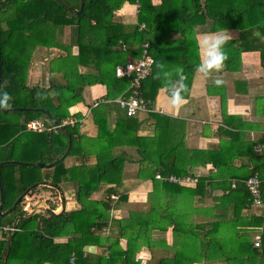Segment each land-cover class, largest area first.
I'll return each mask as SVG.
<instances>
[{
  "label": "trees",
  "instance_id": "16d2710c",
  "mask_svg": "<svg viewBox=\"0 0 264 264\" xmlns=\"http://www.w3.org/2000/svg\"><path fill=\"white\" fill-rule=\"evenodd\" d=\"M125 4L139 5L138 25L145 24L146 30L140 31L138 25L117 20V13ZM81 8L82 0H10L0 6V90L10 96L7 104L0 106V165L5 163L0 168L2 213L11 210L19 197L43 181L58 189L65 181L73 182L77 202L81 205L76 212L49 214V217L34 215L20 221L6 264L87 262L83 258L85 243H92L89 237L100 240L96 232L108 223L113 203L111 194L116 193L115 188L107 189L103 185L118 187L123 180L126 159L121 154L116 156V147L135 150L141 180H152L154 189L148 197L149 210L136 214L139 218L148 217L141 222L144 223L140 229L142 235L129 237L126 251L115 248L118 241L112 244L109 259L99 257L97 264L106 261V264H139L135 261L136 253L143 246L147 244L154 251L160 245L146 242L143 238L146 234L151 235L156 229L164 231L161 225L165 218L176 225L179 222H175V217L185 221L190 216L181 215L178 210L169 211L165 204L161 206L165 202L164 192L176 193L179 198L190 196L192 201L198 198L204 203L217 187L222 188L223 195L216 198L214 207L201 212L210 222L200 226L205 231L203 237H199L200 243L191 242L192 229H181L187 235V243H177L174 238L168 248H177L176 253L158 259L153 252L151 264H264V205L255 209L245 183L255 174L260 176L264 204V151L255 150L263 143L264 133L259 140L251 141L255 134L250 130L255 129V124L239 116H228L224 99L222 110L226 127L219 126L217 133L226 139L216 149H188L186 122L157 113L149 114L146 119L152 120V131H143L145 120L128 117L125 110L118 115L116 127L111 129L106 111L109 106L100 102L92 108L98 130L93 146L99 148L94 165L66 168L60 151L55 150L57 145L65 150V156H77L78 146L85 138L80 134L79 121L83 116L71 115L70 109L84 102L86 87L105 85L109 99L125 91L130 81L117 78L116 67L127 63L130 56L141 58L146 43L150 44L154 69L143 83L142 96L151 107L159 90L166 89L165 71L176 73L174 78H167L174 83L179 79L176 70L182 69L185 85L182 94L185 99L189 98L196 65L200 62L196 44L198 27L208 25L205 32H240L238 39L228 40L225 45L227 59L223 67L226 72L237 73L242 55L251 52L260 53L264 68V0H162L160 6H154L152 0H84L79 14ZM257 32L259 36L254 34ZM171 34H175V38ZM74 48H77L75 55L72 54ZM51 49L65 51L67 55L50 61L48 86L30 84L29 70L34 56L40 50ZM92 66L93 72H80V67ZM208 93L213 95L211 87ZM114 107L120 109L117 104ZM72 117L77 119L72 120L74 124L68 123L57 131L52 129L71 121ZM34 120H42L47 130L29 131L27 124ZM241 159L248 162L236 167L235 160ZM37 163L45 166L38 167ZM208 164L213 165L215 173L209 177L194 174L196 167ZM157 174L164 178L196 177L199 181L195 188H186L158 180ZM233 180L235 189H232ZM37 190L35 187L32 193ZM98 190L106 191L109 198L92 201V194ZM24 202L10 213L15 215L6 223H2L4 218L0 217V230L6 224L12 228L17 217L27 214L23 210L26 206H21ZM71 224L76 231L84 228L82 242L56 243L57 235ZM9 232L6 239L0 241V264L12 234ZM258 235L262 236L261 248L255 247L253 241ZM72 256L76 258L75 263L70 262Z\"/></svg>",
  "mask_w": 264,
  "mask_h": 264
},
{
  "label": "crops",
  "instance_id": "0c3cea01",
  "mask_svg": "<svg viewBox=\"0 0 264 264\" xmlns=\"http://www.w3.org/2000/svg\"><path fill=\"white\" fill-rule=\"evenodd\" d=\"M152 4L154 6H160L162 0H152ZM138 14L139 5L125 4V6L117 13L116 17L117 20H121L124 24L129 23L137 26ZM136 19L137 23H135ZM138 26L140 27V31L146 30L145 24ZM142 26H145V28L142 29ZM206 26L197 28L198 32L196 37H198V34L200 33H206L204 30ZM227 31L230 34L229 40L238 39L240 36L238 30ZM171 36L174 37L175 34H171ZM73 50L77 51V48H74ZM55 51H59V49L40 50L37 54H41L43 56L41 58L44 59L45 62H50L56 58L54 55ZM37 54L34 57H36ZM241 62V67L237 73L233 74L226 72L224 67L218 71L211 72L207 77L196 72L190 96L188 99H185L186 102L179 110L173 109L170 106L166 89L159 91L156 102L153 106L156 111L154 113L166 115L186 122L185 142L188 149H216L220 146L221 141L226 139L225 137L219 136L217 133L219 126L226 127L223 124V99L226 102L225 110L228 116H239L244 121L255 124V129L250 130V133L255 134L252 139L250 138L251 141L259 140L260 136L264 133V68L261 63L260 53H244ZM39 64L40 61L38 63L36 62V65ZM92 70L93 69L90 70V68L87 67H80V72L82 73H91L93 72ZM45 79L49 81L50 76H42L40 81H32V83L44 84ZM217 79L223 81V83L217 85L215 83ZM48 85L49 83H47V86ZM210 87L213 95L208 93ZM126 90L116 93L113 98L109 99L108 89L105 85L97 84L85 88L83 94L84 102L79 103L70 109L71 115L74 116L75 114H80L83 116V119H81L79 123L80 134L85 138L78 146L77 156H65L63 154L65 152L64 149L57 145L55 147L56 151H60V155L64 160L63 163L66 168H72L84 164L88 166L92 164L94 165L96 162V153L99 148L97 145L93 146V140L97 137L98 130L93 120L92 108L96 107V104L102 101L107 102L105 105L109 106L106 109L109 127L114 129L116 127L118 115L124 113V111L121 108H115V103H112L111 101L123 96ZM187 108H189L190 111L186 112ZM138 117L145 120V123L142 126L143 131H147V129L152 131V120H146L147 118L149 119V114L143 113ZM72 120L77 119L76 117H72L71 121ZM70 147L71 145L69 148ZM122 151H125L124 154H122ZM114 153L116 156L121 154L123 158L126 159L123 180L118 187H115L114 185H103L107 189H116V193L111 194V197L115 196L117 197V200L112 199V210L110 212L108 223H106L103 230L96 232V237H100V240H95L94 238L92 239L89 237V241L92 243H85V254L83 256V258L87 260L85 264H97L99 257L109 259L111 252L110 246H112V244L115 245L117 241L119 244L115 248L126 251L129 243L128 238L131 237L130 239H134L137 235L141 236L142 233L140 232V229L143 228L142 224H144L141 222H144L146 219L148 220L147 215H142L139 218L136 214L138 212L146 213L149 210L150 206L148 199L147 201H144L143 195L147 192L146 188L148 186L149 190L147 196L149 197L150 193H152L154 189L153 181L150 179L141 180L142 176L139 173V156L134 149L116 147ZM86 154H89L87 155L88 157L85 156ZM247 162V159L235 160V165L236 167H240ZM46 167H50V165H47ZM215 171L213 165L208 164L206 167H196L194 169V174L199 177H209L212 173H215ZM233 182L234 180L232 183ZM42 183L44 184H37V191L33 193L31 191L28 197H26V200L29 203L27 204L28 206H24L25 208L23 209L27 212V214L24 215L25 217L30 214H32V216L43 215L49 217V214H51L47 212L49 209L57 215L61 212L71 213L81 209V205L77 202L75 194L76 187L73 182L65 181L61 185V189L52 187L51 185L53 184L50 182L43 181ZM143 185H145V187ZM61 194H63L64 197V205L61 201ZM226 194H228V192H226ZM164 195L165 202H162L161 206L165 204L169 211L178 210L179 214H189L190 216L185 221H180L181 218L178 219L175 217V222H179L176 223V225L174 223L170 224V220L165 218L164 223L161 225V227L164 228V231L156 229L151 232V235L146 234L143 237L146 242H150L151 244L157 243L160 245L156 246L154 251H151L147 244L146 246H143L139 252L136 253L135 261L139 262V264H151V261H154L153 252H155V257L158 259L163 256H168V254L173 256L178 249H169L168 247L172 245L174 238L178 241L177 243H187L185 241L187 235H185L181 229H192L191 242L194 244L197 242L200 243L199 237H203L205 233V231L200 229V226L206 225V223L208 224L210 222V218L205 217L201 212L214 207L217 203L216 198L218 199L222 197L223 190L222 188L217 187L213 195L211 197L208 196L204 203L200 202L198 198L192 201L190 196L179 198L176 193L173 194L172 192L166 191L164 192ZM106 198H109L106 191L98 190L92 194L90 199L92 201H101ZM180 203H182L183 206H181ZM54 208L56 210H54ZM13 210L15 209L12 208L11 210L2 213L3 215L1 217L4 218V222L9 221V217L15 215L13 213L10 214ZM19 217L15 219L14 223ZM8 227L9 225L6 224L0 230V241H4L10 233L6 230ZM177 228L178 230H175ZM76 229L77 228H75L74 225H69V227L64 230V233L57 235L55 242L66 245L69 241L75 240L77 244H80V242H82L81 236L83 235L84 228L81 227L78 231H76ZM206 230H209V228ZM76 238L79 239L76 240ZM88 248L91 250H87ZM118 254V251H115V255L118 256ZM70 259L72 258L70 257ZM106 263L108 262L106 261Z\"/></svg>",
  "mask_w": 264,
  "mask_h": 264
},
{
  "label": "built area",
  "instance_id": "2783aa9c",
  "mask_svg": "<svg viewBox=\"0 0 264 264\" xmlns=\"http://www.w3.org/2000/svg\"><path fill=\"white\" fill-rule=\"evenodd\" d=\"M145 26H142V29H144ZM150 44L146 43L142 48V56L138 59H130L125 64H120L116 67L115 74L117 78H126L130 81V85L128 89L126 90L125 94L121 97H118L114 100H112V103H115L119 105V107L126 111V114L128 117H138L140 114H152L155 111V109L148 105L147 101L142 96V89H143V83L146 81L153 72L154 67V58L149 52ZM124 50L126 49L123 47ZM118 69L120 70L118 72ZM104 104L107 103L105 101H102ZM98 104H96L97 106ZM74 124V121H65L62 125H57L54 128H52L54 131H57L58 129H61L67 124ZM27 129L29 131L33 132H44L47 130L46 126L44 125V122L42 120H34L27 124ZM48 131H51L49 129ZM255 150L257 152H263L264 151V139L263 143L258 144L255 147ZM156 178L158 180H163L167 183H172L179 185L181 187H195L198 184V178H192V177H176V176H170V177H162L160 174L156 175ZM246 188L248 189V192L250 193L251 202L253 206L257 208L263 207V200H262V184L263 180L260 178L258 174H255L251 176L246 182ZM236 188V182H233L232 189ZM111 199L117 200V197L112 196ZM7 231H13V227H8L6 229ZM254 245L257 248H261L262 245V236L258 235L255 238ZM72 263H75V256L71 259Z\"/></svg>",
  "mask_w": 264,
  "mask_h": 264
},
{
  "label": "clouds",
  "instance_id": "9594fccd",
  "mask_svg": "<svg viewBox=\"0 0 264 264\" xmlns=\"http://www.w3.org/2000/svg\"><path fill=\"white\" fill-rule=\"evenodd\" d=\"M254 34L257 36L260 35L258 32ZM229 37L230 34L227 30L198 34V37H196L198 55L200 57V62L196 65V71L198 73L207 77L211 72L218 71L224 66V62L227 59L225 45ZM176 72L179 79L174 83L169 82L167 79L170 76L169 72L165 71L163 76L165 77L164 87L167 90L169 104L173 109L179 110L186 102L182 94L185 85L183 83L184 77L181 75L182 69L178 68ZM215 83L220 85L223 81L217 79ZM9 99V94L6 91L0 90V106L6 105Z\"/></svg>",
  "mask_w": 264,
  "mask_h": 264
},
{
  "label": "rangeland",
  "instance_id": "374dc122",
  "mask_svg": "<svg viewBox=\"0 0 264 264\" xmlns=\"http://www.w3.org/2000/svg\"><path fill=\"white\" fill-rule=\"evenodd\" d=\"M135 23H137V19H136V21H135ZM175 38V37H174ZM176 40V39H175ZM67 41H68V34H67ZM125 51V50H124ZM76 50L74 51H72V54L73 55H75L76 54ZM47 54V53H46ZM54 55H55V57L57 58V57H61V56H66L67 55V52H65V51H55L54 52ZM41 57H43L41 54L39 55V54H37V56L36 57H34V59H33V62H32V64H31V68H30V70H29V79H28V81L30 82V83H32V81H40L41 79H42V76H44V77H49L50 76V74H49V61L47 62H45V60L44 59H42ZM47 57V56H46ZM130 58H132V59H134L135 60V57H129L128 59H130ZM40 61V64L39 65H36V62L38 63ZM42 62H44V63H42ZM91 69H94V67L92 66V67H90V70ZM153 69H154V67H153ZM168 69H171V68H168ZM93 71V70H92ZM170 73V76L169 77H172V78H174L175 76H176V73H174V72H169ZM49 75V76H48ZM171 80V79H170ZM194 81V80H193ZM47 83H49V81L48 80H46L45 79V81H44V85H47ZM193 86V85H192ZM160 90H162V89H160ZM159 90V91H160ZM192 90V89H191ZM188 111H190V109L189 108H187L186 109V112H188ZM144 187H145V185H143ZM196 187V186H195ZM195 187H187V188H195ZM148 190H149V186L146 188V191L148 192ZM147 192L146 193H144V195H143V198H144V201L146 200L147 201V199H148V196H147ZM26 200V199H25ZM29 202H27V200H26V202H24L23 203V205H21L22 207H24V206H28L27 204H28ZM255 209H256V207H255ZM16 211H19V209H17ZM1 220H3V219H1ZM15 221V220H14ZM13 221V222H14ZM2 223H6V222H2ZM256 237V236H255ZM255 237H254V239H253V241L255 240ZM219 264H221V263H219Z\"/></svg>",
  "mask_w": 264,
  "mask_h": 264
},
{
  "label": "water",
  "instance_id": "95a60500",
  "mask_svg": "<svg viewBox=\"0 0 264 264\" xmlns=\"http://www.w3.org/2000/svg\"><path fill=\"white\" fill-rule=\"evenodd\" d=\"M10 0H3V1H1L0 2V6L1 5H3V4H5V3H7V2H9ZM83 5H84V0H82V8H83ZM82 8H81V10L78 12L79 14H81L82 13ZM1 66V65H0ZM1 72H2V68L0 67V81H1ZM1 86V85H0ZM18 110H25V109H18ZM3 164H5V163H3ZM3 164H1L0 165V168L2 167V165ZM17 164H22V163H17ZM27 165H33V164H27ZM35 165V164H34ZM36 166H38V167H44L45 166V164H43V163H37L36 164ZM40 184H44V183H40ZM48 185V184H47ZM52 187H54V188H56V189H58L55 185H51ZM35 187H38V185H35V186H33V187H31V188H29L21 197H19L18 199H17V201H16V203H15V205L13 206V209H16L17 208V206L24 200V199H26V197H28V195L31 193V191L35 188ZM0 193H1V202H0V217L3 215L2 214V207H1V204H2V201H3V187H2V179H1V176H0ZM61 201H62V203H63V205H64V197H63V194H61ZM42 210H44V209H42ZM47 212H49V213H51V214H54V212L52 211V210H47ZM64 213V212H63ZM62 212L60 213V214H63ZM60 214H58V215H60ZM54 215H57V214H54ZM34 216V215H33ZM30 217H32V214H30V215H28L27 217H25V216H23V217H19L17 220H16V222L13 224V231H12V234H11V237H10V239H9V242H8V245H7V248H6V251H5V254H4V257H3V262H2V264H6V261H7V258H8V255H9V251H10V249H11V245H12V242H13V239H14V236H15V233H16V231H17V224H18V222L19 221H21V220H24V219H28V218H30ZM90 248H88L87 250H89ZM91 250V249H90Z\"/></svg>",
  "mask_w": 264,
  "mask_h": 264
}]
</instances>
